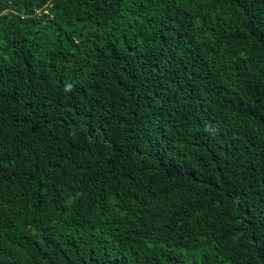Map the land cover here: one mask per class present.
<instances>
[{
	"label": "trees",
	"instance_id": "trees-1",
	"mask_svg": "<svg viewBox=\"0 0 264 264\" xmlns=\"http://www.w3.org/2000/svg\"><path fill=\"white\" fill-rule=\"evenodd\" d=\"M0 264H264V0H0Z\"/></svg>",
	"mask_w": 264,
	"mask_h": 264
}]
</instances>
